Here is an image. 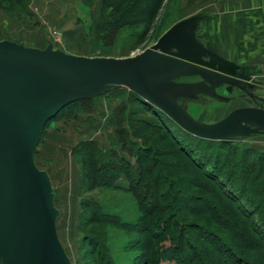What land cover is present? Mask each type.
I'll return each instance as SVG.
<instances>
[{"label":"rangeland","instance_id":"374dc122","mask_svg":"<svg viewBox=\"0 0 264 264\" xmlns=\"http://www.w3.org/2000/svg\"><path fill=\"white\" fill-rule=\"evenodd\" d=\"M127 1V8L134 2L140 5L137 15L141 17L128 19L132 24L126 27H115L109 21L119 17L122 12L119 8H125L120 4L122 0H27L25 8L21 0H0V41L8 40L38 49H44L51 42L54 48L67 54L88 58L130 57L153 46L173 24L202 8L207 2ZM108 32L110 37L105 39L103 35ZM259 81L264 82V73ZM121 89L110 97L104 96L72 106L47 122L34 156L36 167L45 171L51 179L54 205L59 212L56 232L70 263L136 264L144 249L141 241H152L154 249H164L176 242L179 231H184L192 250L185 247V242L177 253L180 259L185 260V264H231V261L234 262L231 259L232 252L237 260L233 264H264V253H259L256 247L258 242L264 246L260 241V236L264 235V208H260L252 218L249 215L259 205L264 207V201L252 204L253 201L249 202V199L253 195L251 197L247 192H243L239 200L240 191L237 184L231 181V178H235L233 166L229 168L223 161L230 151L217 145L187 141L170 121L153 114L156 108L140 105L142 103L137 102L128 89ZM202 102L207 104L188 103L187 111L195 119L206 123L217 122L236 108L254 106L249 99L219 104L203 98ZM131 110L137 112L133 117L138 121L133 126L137 138L141 140L131 135ZM151 118L160 128L159 131L146 126L145 121ZM172 135L184 142L183 147L192 149L191 158L176 144ZM127 138L134 146L145 149L152 148L153 141L157 142V154L153 152L149 157L155 164L153 173L141 181L135 175L137 180L130 183L126 175L115 179L113 169L103 168L100 180L108 181L110 186L101 191L82 193V168L77 153L82 147L79 148V145L93 141L102 151L114 146L119 155L135 168V153L126 151L121 143ZM234 145L239 149L234 162L240 160V152L244 149L264 154V137L236 142ZM253 158L256 157L252 156L248 161ZM156 171L161 174L157 183L154 180ZM214 174L219 176L218 181L210 177ZM260 179L254 182V187L253 183L248 185L259 189L264 176ZM158 188L162 192L163 204L158 202ZM227 188L238 197L233 198V202L226 199V195L230 194ZM184 196L187 199H182ZM138 202L150 209L161 204L164 210L167 209L165 219H171L173 229L156 233L153 237L159 239L154 242L151 236L127 227L124 223H132L138 217ZM217 204L232 206L230 215L215 216ZM237 206H250L249 210L244 211L248 217H244L240 213L242 208L238 211ZM103 211L112 216L118 215L120 221L103 216ZM176 212L179 217L175 216ZM104 245L107 249L109 247V252L104 249Z\"/></svg>","mask_w":264,"mask_h":264},{"label":"water","instance_id":"95a60500","mask_svg":"<svg viewBox=\"0 0 264 264\" xmlns=\"http://www.w3.org/2000/svg\"><path fill=\"white\" fill-rule=\"evenodd\" d=\"M206 14L173 24L157 42L130 57H81L54 48L0 41V261L71 264L56 232L59 212L49 175L34 162L41 134L67 105L124 87L186 133L225 143L264 137V97L252 69L210 49L201 35ZM230 96L218 93L220 88ZM254 102L217 122L195 119L188 103L209 98Z\"/></svg>","mask_w":264,"mask_h":264},{"label":"trees","instance_id":"16d2710c","mask_svg":"<svg viewBox=\"0 0 264 264\" xmlns=\"http://www.w3.org/2000/svg\"><path fill=\"white\" fill-rule=\"evenodd\" d=\"M123 2H121L120 4L125 7L123 10H120L121 14L119 15L118 18H116L115 20H111L109 21L110 23H113L115 27H126L128 25H131L132 22L131 20L129 21L128 19L132 18L135 19L136 17H141L137 15V9L140 7V5L136 2L131 3L130 7H126V4L128 3L127 0H122ZM21 5L25 8L27 6V0H21ZM102 27V26H101ZM98 28V29H101ZM101 34V33H99ZM105 39H107L108 37H110V32H108L106 35H103ZM112 37V36H111ZM121 88L123 87H116L115 89L99 96L98 98L104 97V96H112L115 91H119L122 90ZM131 96L133 98L136 99L137 102L142 103L140 105H145V106H150L147 103H144L138 96H136L135 94H133L132 92ZM95 100V99H93ZM88 101H92V100H84V101H78V102H74L71 103L69 105H67L65 108H63L53 119H55L59 114H61L62 112H64L65 110L69 109L72 106H76L77 104L80 103H86ZM152 107V106H150ZM143 108H145L143 106ZM153 108V107H152ZM147 109V108H145ZM153 114L155 116H158L160 118L164 117L167 121H170L171 124L174 125V127L180 131L185 137V139L187 141H192L194 143H201V144H211V145H217L218 147H221L222 149H227L228 152L225 156V159L223 160L225 165L229 166V168L232 167V170H234L233 172V176H235V178H231V181L233 183L237 184V187L240 191V194H238L239 200L240 198L242 199V193L243 192H247V194L253 195V198L249 199V202H251L250 200H252V204H254V202L257 204L261 203L264 201V180H262V178L260 179L259 177H261L262 174H264V154H257L256 152L252 151L251 149H244L240 152V155L242 156L240 158V160H238L237 162H234V156H236V153L239 152V149H237L234 145V143L236 142H232V143H225V142H221V141H209V140H203L200 138H196L188 133H186L185 131H183L182 129H180L177 125H175L166 115H164L162 112H160L159 110L153 109ZM137 112H134V110L130 111V118H129V127H130V131H131V135L132 137H134L135 139H139V137L137 138L136 136V132L134 130V126L133 124L135 122H137L138 120L135 119L133 116L136 114ZM52 119V120H53ZM142 122V121H141ZM146 126H148L149 128H151L153 130V128H155L156 130H160V128H158V126L154 123V120L151 118L147 121H145ZM154 129V130H155ZM167 132H169V130H166ZM173 140L176 142V144L181 146V149H184L185 154H187L188 156H190L191 154V148L190 147H183L184 146V142H181L177 139L176 136L172 135ZM260 138V137H258ZM141 140V139H139ZM130 142V143H129ZM241 142V141H239ZM123 145V148L129 152L132 151V153H135L136 156V166L135 168L131 167L129 162H127L125 160V158L123 156H120L118 153V149H116V147H110L109 149H105L104 151H102L100 148H98V146L95 145V143L93 141H89V142H84L82 144H80L79 148H81V152L78 151L77 153H79V157H78V162L81 165L82 168V184H81V192L84 194L87 193H91L93 191H101L105 188H107L108 186H110L108 181H103L100 180V172L103 168H110L113 169L116 177H120L122 174L126 175L128 180L130 181V183L135 182L137 180V176L135 177V175H138V180H144L146 179L149 175H151L154 171V165L153 163L150 161L149 157L150 155L154 152L155 154H157V142L153 141L152 144V148L150 149H145L139 146H134L135 144L131 141H128V138L124 140V142H121ZM127 145V146H126ZM129 146L132 148H129ZM133 146V147H132ZM129 148V149H128ZM231 149V150H229ZM159 150V149H158ZM36 154V152H35ZM144 155H147L144 158ZM218 156V153H217ZM256 157L253 158L250 162L248 161V158L250 157ZM191 158V156H190ZM194 158V157H193ZM218 161L220 160L219 157H217ZM145 161V163L143 162ZM195 165H197V161L196 159L193 160ZM160 172L156 171V173H154L155 176V182H158V177H160ZM232 175V174H231ZM260 175V176H259ZM212 177V180H216L218 181L219 176L217 175H212L210 176ZM114 179V178H113ZM262 180L263 185L256 190L251 188L248 184L249 183H253L252 186L254 187V182H257ZM230 181V182H231ZM221 182V181H220ZM226 187V186H225ZM160 188V187H159ZM157 190V194H159L158 198H160L158 200L159 203L163 204L162 202V192L160 193V190ZM133 189V187L131 188V190ZM228 189V188H227ZM229 190V189H228ZM230 194L226 195V199L232 201L233 198H238L235 195L232 194L233 191H231V189L229 190ZM227 194V192H226ZM182 198V197H181ZM182 199H187L186 196H184ZM236 200V199H235ZM233 202V201H232ZM247 202V201H246ZM264 203V202H263ZM91 204V203H90ZM139 204V214L137 219L132 222V223H124L127 227H133L136 230L140 231L142 235H149L151 236V238L153 239V241H157V239H159L158 237L155 238L153 236H155L156 233L160 234L161 232H167L168 229H173V226L170 224L171 219H169L167 217V219H165V211L167 209L164 210L163 206L161 204H159L158 207H155L153 209L150 208H146L145 205L141 202H138ZM217 211H215L214 215L215 216H224V217H228L229 214V209L232 206H220L217 204ZM215 207V208H216ZM238 207V206H237ZM250 206H240L237 208V210H240V213L244 216V217H248V214H244V211L249 210ZM188 208V207H186ZM240 208V209H239ZM260 208H264L262 207V205H259L258 208L255 211H251L249 215H255ZM233 209V208H232ZM236 210V209H235ZM235 211L238 213V211ZM175 211V209L173 210ZM189 211H191V209H189ZM103 216H109L111 218H115L118 221H120V217L118 215H114L112 216L109 213L106 212H102ZM236 215V214H235ZM176 217H179L180 215L176 212L175 214ZM238 216V215H236ZM172 222V221H171ZM208 231V230H207ZM210 232V231H208ZM258 233V232H257ZM185 232L183 231H179L178 235L176 237V242H174V244H171L167 247H165L164 249H154L153 246V242L149 241V242H140L144 244V249H142L141 251V256H140V261L136 264H185V260L180 259V257L178 256V253L180 248L183 246L184 244H186L185 242H187V245L185 247H190V249L192 250L191 246L189 245V240L187 239V235L185 236ZM260 236V235H259ZM107 241V240H106ZM260 241H262V244L264 245V235L262 234L260 236ZM259 244H255L256 247L258 246V252H263L264 253V246H262L260 244V242H258ZM96 243H94L95 245ZM104 249L107 251L109 250V247L107 249V246L104 245ZM105 251V253H106ZM183 251V249H182ZM109 252V251H107ZM234 252H232V256L233 258H231L232 260H234V262H236L237 260L235 259L236 257H234ZM239 253V252H238ZM103 256H105V254H103ZM152 260L153 263L151 262ZM225 262V260H224ZM233 262V263H234ZM231 261V264H233ZM1 264V261H0ZM106 264H111V262H106ZM114 264V263H113ZM133 264V263H131ZM229 264V263H226Z\"/></svg>","mask_w":264,"mask_h":264},{"label":"crops","instance_id":"0c3cea01","mask_svg":"<svg viewBox=\"0 0 264 264\" xmlns=\"http://www.w3.org/2000/svg\"><path fill=\"white\" fill-rule=\"evenodd\" d=\"M201 12L206 14L201 34L207 46L252 69L259 80L264 73V0H207L188 16Z\"/></svg>","mask_w":264,"mask_h":264},{"label":"flooded vegetation","instance_id":"af4514ba","mask_svg":"<svg viewBox=\"0 0 264 264\" xmlns=\"http://www.w3.org/2000/svg\"><path fill=\"white\" fill-rule=\"evenodd\" d=\"M202 35V34H201ZM255 86H256V90L253 88L250 90V92L256 96H260V97H264V92L262 91L264 89V82H260L259 80L255 79ZM218 93L221 94V95H224V96H230L229 94H227V92L225 91V88H220L218 90ZM235 96L237 97V99H249L248 96L246 97H239L241 96V93L237 92L235 93ZM203 98H200L198 101H197V105H205L207 103H204L202 102ZM250 100V99H249ZM199 102H202V103H199ZM252 102V101H251ZM199 103V104H198ZM254 104V102H252ZM264 104V103H263Z\"/></svg>","mask_w":264,"mask_h":264}]
</instances>
